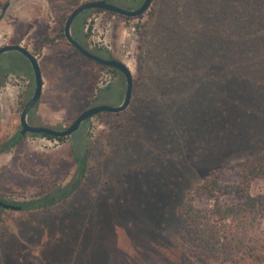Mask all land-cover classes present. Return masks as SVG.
<instances>
[{
    "label": "rangeland",
    "instance_id": "obj_1",
    "mask_svg": "<svg viewBox=\"0 0 264 264\" xmlns=\"http://www.w3.org/2000/svg\"><path fill=\"white\" fill-rule=\"evenodd\" d=\"M86 1L94 0H0V46L21 42L40 60L43 96L29 118L32 125L66 128L90 105L115 106L123 100L124 77L92 64L60 36L69 13ZM189 1L153 0L136 18L87 15L86 23L97 21L84 43L106 45L132 74L129 106L117 114L99 113L82 126L92 151L78 191L45 209L0 208V264H209L179 211L197 183L213 176L230 180L231 167L264 155V38L251 40L233 31L237 0H198L192 12ZM173 17L194 35L187 56L195 72L200 73L201 51L209 65L216 63L213 56L226 53L217 49L219 28L226 25L240 46L225 73L188 74L207 85L183 97L182 104L170 89H157L155 79L152 98L140 86L149 81L148 72L159 87L174 73L157 48L163 24ZM80 21L85 22L83 15ZM152 55L163 65L158 73L154 63L148 64ZM24 68L30 72L28 65ZM9 82L10 90L0 95V144L19 130L16 101L27 87V80L11 77ZM120 92L121 99L115 96ZM9 105L11 113L4 115ZM71 145V139L48 142L27 135L0 154V200L25 203L57 196L77 179ZM136 168L148 183L145 194L132 173ZM193 192L194 206L209 212L207 197ZM250 193L264 194V180L254 181Z\"/></svg>",
    "mask_w": 264,
    "mask_h": 264
},
{
    "label": "trees",
    "instance_id": "obj_2",
    "mask_svg": "<svg viewBox=\"0 0 264 264\" xmlns=\"http://www.w3.org/2000/svg\"><path fill=\"white\" fill-rule=\"evenodd\" d=\"M237 1L240 4L239 7L232 5L233 12H235V27L233 31L237 32V36H246L247 39L251 40L264 38V0ZM123 2L124 4L122 5L117 4L116 1L114 3L128 10L135 9L141 4L137 0H124ZM188 6V10L192 12L198 8V0H190ZM226 6L230 8L228 3H226ZM92 12L84 13L83 19ZM230 15L229 11H227L226 18H228L229 23L231 22ZM83 23L84 21L81 22L79 16L72 26L75 40L81 43L80 35L82 34ZM258 27H261V32L255 31ZM226 30V25L224 29L219 28L218 38H216L217 49L220 51L227 50L226 53L224 55L219 53L218 56H213V60L216 63L209 65L208 62H205V57H203L205 56L204 51H201L200 55L202 56H199L200 58L197 59L196 64V67L200 69V73H198L194 71V66H190L189 63L192 61L187 56L194 42L192 39L194 35L183 25V20L180 18L173 17L170 20L168 19L160 30V33L163 31L164 33L160 39L161 45L157 48H159V51L165 52L161 56L174 73L170 77L164 76L163 80L165 81L159 87V80L152 77L153 73L148 72L149 81H146V85L141 83L140 86L147 89L146 93L152 98L154 95L152 88L157 85V83L153 84L155 79L158 82L157 89L161 92L163 90L164 93L166 89H170L172 92L171 96L178 98V100L173 99L182 104L184 101L183 97L187 98L193 95L200 85H207L203 80L192 79L189 75H203L208 69H212L214 73H225L226 70L232 68L229 61L230 56L233 51L239 50L240 46L236 38L228 36ZM233 31L231 30L234 34ZM60 36L63 35L61 34ZM228 53L229 56L227 57ZM18 56L26 61L22 55ZM156 57V55H152L146 58L148 64L154 63V68L156 73H158L160 69H163V65L155 62ZM92 64L99 66L95 62H92ZM112 72L123 78L117 71L112 69ZM18 73L32 79V74L26 69ZM214 73V77H211L212 79L215 78ZM211 86L212 82L210 83V88H212ZM196 94H198L197 91ZM115 96L121 99L122 93H116ZM150 112L147 111L146 116H149ZM159 138L162 139V136ZM63 139L60 138V140ZM70 139L72 142L70 154L77 164V179L73 183L65 185L57 196L14 204L21 205L23 210L45 209L60 203L81 188L88 173V161L92 150L88 145L89 140L83 127L74 133ZM20 140L21 137L17 135L9 142L0 144V154L15 146ZM168 147L169 145L166 146V148ZM143 166L147 167L146 165ZM231 168L234 169L235 174L230 180H219V176L209 177L197 183L190 192L188 191L186 203L179 211V218L193 233L196 247L205 254L209 264H264V194L251 195L250 193V187L254 181L264 180V155L241 161ZM140 172V169L136 168L132 173L136 175L140 183L144 184L140 194H145L148 191L146 186L148 183L141 181ZM142 172L144 173L145 171ZM151 180L156 182V178L153 176ZM194 190L200 191L210 201L211 208L209 212H203L194 206ZM223 198H230V202H223Z\"/></svg>",
    "mask_w": 264,
    "mask_h": 264
},
{
    "label": "water",
    "instance_id": "obj_3",
    "mask_svg": "<svg viewBox=\"0 0 264 264\" xmlns=\"http://www.w3.org/2000/svg\"><path fill=\"white\" fill-rule=\"evenodd\" d=\"M152 1L153 0H143V2L137 8L127 10L115 6L110 1L98 0V1L83 3L71 11V13L67 17L63 25V34L68 44L73 46L81 55L88 58L89 60L94 61L99 65L118 71L124 77L125 91H124L123 100L119 105L111 106L106 104H99L97 106L91 107L85 110L84 112H82L68 128L63 130H56L48 127H33L27 123V119H26L27 114L32 108L36 106L40 98L42 86H43L38 61L27 49H25L21 45L12 44L0 48V55L7 52H17L21 54L30 64L33 73L34 91L30 100L26 103L20 114L21 129L19 131V135L24 136L27 133H31V134H45L56 138L68 137L78 132L81 128L82 123L94 115H97L102 112L117 114L125 111L128 108L131 100L132 87H133V77L129 68L119 60L113 58L105 59L83 48L71 35V26L73 21L78 15L82 14L85 11H90V10H104L115 13L122 17L136 18L141 16L148 10ZM0 207L5 210H12V211H19L22 209L21 205L9 203V202H3L1 200H0Z\"/></svg>",
    "mask_w": 264,
    "mask_h": 264
},
{
    "label": "flooded vegetation",
    "instance_id": "obj_4",
    "mask_svg": "<svg viewBox=\"0 0 264 264\" xmlns=\"http://www.w3.org/2000/svg\"><path fill=\"white\" fill-rule=\"evenodd\" d=\"M94 1H98V0H94ZM107 1H110V0H107ZM113 1V2H112ZM117 2V4H124V0H111L110 2L112 3V4H114L115 5V3L114 2ZM86 2H91V1H86ZM86 2H84V3H86ZM83 4V3H82ZM81 5V4H80ZM79 5V6H80ZM115 6H117V5H115ZM78 7V6H77ZM76 7V8H77ZM117 7H120V6H117ZM122 8V7H121ZM75 9V8H74ZM73 9V10H74ZM128 10V9H127ZM90 11H93V12H95V11H97V13H102V14H107V16H109V17H113V18H116V16H118V17H122V16H120V15H117V14H115V13H112V12H108V11H104V10H90ZM86 12H89V11H85V12H83L82 14H80V15H78L77 17H79V16H82V15H84V13H86ZM71 13V12H70ZM69 13V14H70ZM69 16V15H68ZM76 17V18H77ZM76 18H75V20H76ZM86 18H87V16H86ZM86 18H85V22L83 23V25H82V34L80 35V39L82 40V43L81 42H79V41H77L83 48H85L86 50H88V51H90L91 53H93V54H95V55H97V56H99V57H102V58H113V57H111V55H110V53H109V51H108V49L106 48V45H104L103 46V44L100 46V47H97V46H95V47H89V46H87L85 43H84V41L86 40V38L88 37V35H89V33L92 31V29H94L95 28V26L94 27H91V31H90V26H91V23H92V25L93 24H95L96 23V21H97V19H94L92 22H90L89 20H88V23H86ZM124 18H127V17H124ZM67 19V18H66ZM74 20V21H75ZM74 21H73V23H74ZM65 23V22H64ZM73 23H72V26H73ZM72 26H71V35L73 36V38L75 39V35H74V32H73V28H72ZM106 28H107V26L105 27V30H106ZM62 35L63 36H61L63 39H65V37H64V34H63V26H62ZM66 40V39H65ZM67 42V41H66ZM21 42H19V43H17L16 45H21L20 44ZM68 43V42H67ZM9 45H12V44H5V45H2V46H0V48L1 47H4V46H9ZM15 45V44H14ZM21 46H23V45H21ZM69 46L70 47H72L74 50H76L73 46H71L70 44H69ZM25 49H27L25 46H23ZM28 50V49H27ZM29 51V50H28ZM77 51V50H76ZM30 52V51H29ZM78 52V51H77ZM31 53V52H30ZM79 53V52H78ZM32 55H33V53H31ZM80 54V53H79ZM18 55H21V54H19V53H17V52H7V53H3V54H1L0 55V95H1V91H2V89H5L6 91H9L10 89V84H8V83H10L9 82V80H10V78L11 77H14V78H19L20 80L21 79H23V80H27V87L24 89V91H23V93H22V96L20 97V103H19V99H17L18 101H16V104L18 103V105H17V109L19 110V118H18V122H19V130H18V132L12 137V138H10L8 141H6V142H9L10 140H12V139H14L17 135H19V131H20V129H21V127H20V114H21V112H22V110H23V108H24V106L26 105V103L30 100V98H31V96H32V94H33V91H34V81H33V73H32V69H31V67H30V64L28 63V61L26 62L23 58H21L20 56H18ZM81 55V54H80ZM36 59H37V61H38V65H39V69H40V73H41V78H42V84H43V86H42V91H41V95H40V98H39V100H38V102H37V104H36V106L34 107V108H32L29 112H28V114H27V117H26V119H27V123L29 124V125H31V126H33V127H48V128H53V129H56V130H63V129H66V128H68V127H66V128H61V127H51V126H46V125H44V124H37V125H32V124H30L29 123V118H30V116L32 115V113H33V111L34 110H36L37 109V106L40 104V102H41V99H42V96H43V87H44V83H43V74H42V70H41V65H40V60H39V58H38V56H36V55H33ZM82 57H84L83 55H81ZM86 60H88V61H91V60H89L88 58H86V57H84ZM114 59V58H113ZM91 62H94V61H91ZM96 63V62H95ZM98 64V63H97ZM25 65H28L29 66V68H30V72L29 73H31L32 74V79H30L29 77H27V76H25V75H23V74H19L18 72H20V71H22L23 69H25L24 68V66ZM99 65V64H98ZM99 66H101L102 68H105V69H108L110 72H112V69L111 68H108V67H105V66H102V65H99ZM114 70V69H113ZM116 71V70H115ZM118 72V71H117ZM113 73V72H112ZM119 73V72H118ZM8 81V82H7ZM100 103H96V104H94V105H90V106H88L86 109H84L82 112H84L85 110H87V109H89V108H91V107H94V106H97V105H99ZM12 107H13V105L12 104H10ZM5 106L3 109H2V111H3V113H4V115H5V111L7 112L8 111V113L10 114L11 113V111H10V109H11V106ZM81 112V113H82ZM80 113V114H81ZM79 114V115H80ZM78 115V116H79ZM77 116V117H78ZM95 116V115H94ZM76 117V118H77ZM93 117V116H92ZM75 118V119H76ZM91 118V117H90ZM89 118V119H90ZM74 119V120H75ZM88 120V119H87ZM86 120V121H87ZM86 121H84L83 123H82V125H81V128H82V126L84 125V123L86 122ZM73 123V122H72ZM71 123V124H72ZM70 124V125H71ZM80 128V129H81ZM31 136V137H36V138H42V139H46V140H48V142H58V141H63V140H65V139H70V137L72 136H68V137H60V138H64L63 140H60V138H56V137H51V136H48V135H45V134H31V133H27V134H25L24 136H21V135H19L20 137H21V140L25 137V136ZM43 135H45V136H43ZM20 140V141H21ZM19 141V142H20ZM18 142V143H19ZM17 143V144H18ZM16 144V145H17ZM15 145V146H16ZM14 147V146H13ZM13 147H11V148H13ZM10 149V148H9ZM4 153V152H3ZM2 154V153H1ZM2 201V200H1ZM3 202H5V201H3ZM1 208V207H0ZM19 211H23V209H21V210H19Z\"/></svg>",
    "mask_w": 264,
    "mask_h": 264
},
{
    "label": "crops",
    "instance_id": "obj_5",
    "mask_svg": "<svg viewBox=\"0 0 264 264\" xmlns=\"http://www.w3.org/2000/svg\"><path fill=\"white\" fill-rule=\"evenodd\" d=\"M50 116H56L55 114H52V115H50Z\"/></svg>",
    "mask_w": 264,
    "mask_h": 264
}]
</instances>
